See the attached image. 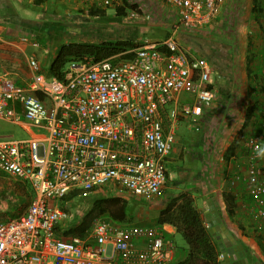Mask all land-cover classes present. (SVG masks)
<instances>
[{"label": "built area", "instance_id": "1", "mask_svg": "<svg viewBox=\"0 0 264 264\" xmlns=\"http://www.w3.org/2000/svg\"><path fill=\"white\" fill-rule=\"evenodd\" d=\"M116 0H101L107 6ZM223 0H165L178 23L201 27L220 14ZM118 5V4H117ZM141 12L127 11L137 19ZM25 40V38H22ZM130 58L114 55L70 61L62 79L38 72L18 84L0 71V119L24 120L37 137H0V172L29 184L22 213L0 221V264H167L173 242L154 226L96 217L82 235L62 238L63 197L74 189L116 187L139 198L156 196L166 182V157L179 118L194 120L214 100L211 67L188 56L173 38L144 42ZM264 67V64H263ZM42 93L45 100L36 96ZM188 100L178 101L179 94ZM194 129H198L194 126ZM244 180L255 203L254 229L264 228V136L249 137ZM142 239V246L136 242ZM221 258V255H219Z\"/></svg>", "mask_w": 264, "mask_h": 264}, {"label": "crops", "instance_id": "2", "mask_svg": "<svg viewBox=\"0 0 264 264\" xmlns=\"http://www.w3.org/2000/svg\"><path fill=\"white\" fill-rule=\"evenodd\" d=\"M127 1L138 5L141 17L119 18L114 10L107 15V6L100 5L101 0H0V71L9 72L18 84L25 86L31 78L29 58L36 61L39 73L49 76L43 73L42 67L48 69L57 47L70 41H87L89 39L86 38H92L91 34L96 41L132 37L139 45L144 42L158 43L170 37L188 56L205 58L212 72L211 82L215 91L213 103L202 110L201 115L193 116L194 120L181 117L176 121L174 141L166 157L168 177L165 184L167 180L170 183L164 184L159 195L148 198V201L159 210L168 190H188L206 226L213 217L212 210L215 211L235 242L232 245L233 253H237L236 245L243 246L248 259V263L243 264H264V228L260 231L254 229L250 220L255 203L247 194L244 180L234 178L238 169L242 174L246 172V140L256 134L264 136V0H261L262 13L257 20L250 8L257 29L248 30L252 36L251 39L246 36V41L245 35L243 39L245 25H240V15L236 18L234 31H227V35L222 32L226 31L229 22L228 1L231 0L222 1L216 19L195 28L179 24L175 9L165 0ZM114 2L120 5L122 0ZM94 5L104 8L105 14L89 16L88 9ZM108 6L114 7V4ZM247 18L245 16L243 20ZM117 26L122 35L115 37L112 34ZM218 69L222 75L218 74ZM236 86L239 93L233 95L232 88ZM185 99L188 100L185 94L178 95L179 102ZM232 102H236L237 106L230 109ZM252 103L256 105L254 113L243 127L245 106ZM206 110H209L208 114ZM207 117L211 118L204 129L202 121ZM1 120L17 125L28 135L27 139L38 136L37 130L24 120L16 123ZM181 120L189 123L190 134H186L187 138L176 132ZM194 126L198 129H194ZM6 135L2 133L0 137ZM228 147L232 148L230 154L226 151ZM225 153L229 155L226 157ZM223 191L234 196L231 214L225 209L221 195ZM32 194L29 184L20 183L0 172V213L6 210V214H20L16 209L19 204H27ZM156 216L144 220L141 225L158 228L174 242L168 262L174 264L184 257L185 246L179 241L175 228L170 224L158 225ZM79 220L67 215L57 225V235L69 238L63 232L75 226ZM142 244V239L136 242V246ZM219 259L222 263V257Z\"/></svg>", "mask_w": 264, "mask_h": 264}, {"label": "trees", "instance_id": "3", "mask_svg": "<svg viewBox=\"0 0 264 264\" xmlns=\"http://www.w3.org/2000/svg\"><path fill=\"white\" fill-rule=\"evenodd\" d=\"M243 1L244 0L228 1V4L231 2L228 8V15L230 18L227 23L226 31H222L226 35L227 31H234L236 29V18L240 15V10L242 9V4L240 3ZM130 10L139 11L138 5L136 3H130L127 0H122L120 5H114V13L119 18H125L127 11ZM251 11L254 13L257 20V16L262 13L261 0H251ZM88 14L89 16H103L105 10L104 8L94 5L89 7ZM137 46L136 39L132 37L106 39L96 42L70 41L62 43L57 47L55 55L48 66L47 75L62 79L65 66L70 61H79L84 57H92L94 61L118 54L121 55V58H130L132 55L130 50ZM248 46H250V43ZM213 65L218 67L215 63ZM218 74L222 75V72H220L219 69ZM209 86L212 87L213 84H210ZM232 90L233 95L239 93L237 86L232 88ZM36 96L41 100H45L44 95L40 92H36ZM235 106H237V103L232 102L230 109L236 108ZM255 107V103L250 105L247 104L245 106L244 119L242 122L243 127H245L251 120ZM204 109L208 108L205 107L203 110ZM230 109H228L229 112H231ZM206 112L208 114L209 110H206ZM210 118L211 117H207L202 121L204 129H206V126L209 124ZM231 149V147H228V150L226 151L230 154L232 153ZM229 154L225 153V156L227 157ZM166 176L168 177V172H166ZM96 189L97 188L91 190L74 189L63 197V201L71 200L78 194H85L95 191ZM167 192L168 194L165 196L162 206L158 210L156 223L158 225H172L175 228V232L183 240L186 253L181 260L174 264H220V251L218 246L214 237L208 231V227L206 226L200 211L195 206L194 198L190 195V192L188 190L173 189L168 190ZM221 195L226 211L231 214L234 206V196L230 192L225 191L221 192ZM28 198L29 196L27 195L26 200H28ZM136 203H138V201L135 199L128 201L120 195H114L111 193L108 195L95 196L92 199L91 206L83 213L77 224L66 229L63 232V235L66 237L82 235L85 230L91 226L93 220L99 216H108L120 222H127L128 217L133 214L134 205ZM63 210H65L64 207ZM168 262L167 264H169Z\"/></svg>", "mask_w": 264, "mask_h": 264}, {"label": "rangeland", "instance_id": "4", "mask_svg": "<svg viewBox=\"0 0 264 264\" xmlns=\"http://www.w3.org/2000/svg\"><path fill=\"white\" fill-rule=\"evenodd\" d=\"M230 3H229V5H230ZM113 4L116 5L115 2H113ZM240 4H242V9L240 10V18L239 19H241L240 25L241 24L245 25V28H243V39H244V35H245V41H246V36H248L249 39H251V36H252V34H250L248 32V30L252 31L254 29H257V22H255V20H252L254 18V16H253V13L250 11L251 0H244ZM106 10H107V15H109V14L113 13L114 7L113 6H107ZM245 16L248 17L246 21L243 20V18ZM250 25H252V27H250ZM262 32H264V29L262 30ZM112 35H114L115 37L122 35L121 29L117 26L114 30V34H112ZM91 36H92V38H86V39H89L87 41L96 42V40L93 39V38H95V36L92 34H91ZM110 39H113V37ZM223 39L225 41H227L226 38H223ZM137 44L139 45L138 41H137ZM42 70H43L44 74H47L48 69L46 66H43ZM258 90H259V88H258ZM249 92H252V90H249ZM248 98H249L248 100L250 101L251 100L250 97H248ZM176 132H180V135L182 137L187 138L186 136L190 134L189 133V123L186 122V120H181L178 123V127L176 129ZM2 133L7 134V135L4 137H1V138L23 139V138H26L28 136L17 125L0 119V135ZM169 183H170V180L169 181L167 180V183L165 185H167ZM110 193L114 194V195H120L121 197L127 199L128 201H131L132 199H135L138 201V203H136L134 205L133 214L131 216H129L127 219V222H129V223L142 224L144 220L147 221L148 219H152L158 213L157 207H155V206L152 207L151 203L148 201L152 198L148 199V198L133 197V196H130L129 193L125 192L122 188H116V187H111V186L100 187V188H97L95 191H91V192H88L85 194H79V195L75 196L74 198H72V201L69 203V205L63 204L62 209H63V207L65 208V211H66L67 215L69 216V218L74 217L75 219L79 220L82 217L83 213L86 210H88V208L91 206L92 199L95 196L108 195ZM157 195H159V193ZM22 201H23V199H22ZM23 208H24V206L19 204V206L16 210L21 213ZM4 212L0 213V220H4V219H6L8 217H12V216H14V214H16V213L6 214ZM178 239H179V241L183 242L182 238L179 235H178Z\"/></svg>", "mask_w": 264, "mask_h": 264}, {"label": "water", "instance_id": "5", "mask_svg": "<svg viewBox=\"0 0 264 264\" xmlns=\"http://www.w3.org/2000/svg\"><path fill=\"white\" fill-rule=\"evenodd\" d=\"M213 217L207 222L208 231L215 238L220 255L223 262L220 264H243L248 263V259L245 256L243 246L238 244L235 246L237 253H233L234 247H232L234 240L229 235L228 230L225 228L221 219L217 216L216 212L212 210Z\"/></svg>", "mask_w": 264, "mask_h": 264}]
</instances>
